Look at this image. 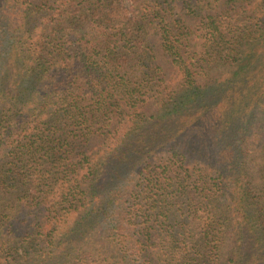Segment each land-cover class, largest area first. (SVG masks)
I'll return each instance as SVG.
<instances>
[{
	"label": "trees",
	"instance_id": "16d2710c",
	"mask_svg": "<svg viewBox=\"0 0 264 264\" xmlns=\"http://www.w3.org/2000/svg\"><path fill=\"white\" fill-rule=\"evenodd\" d=\"M0 264H264V0H0Z\"/></svg>",
	"mask_w": 264,
	"mask_h": 264
}]
</instances>
